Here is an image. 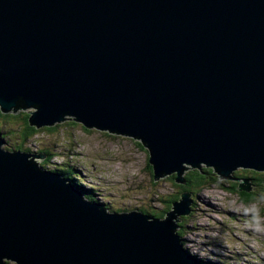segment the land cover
<instances>
[{
  "label": "water",
  "instance_id": "obj_1",
  "mask_svg": "<svg viewBox=\"0 0 264 264\" xmlns=\"http://www.w3.org/2000/svg\"><path fill=\"white\" fill-rule=\"evenodd\" d=\"M139 141L154 181L264 173V0H0V112ZM0 132V264H207L163 219L109 212ZM243 180L238 192H251Z\"/></svg>",
  "mask_w": 264,
  "mask_h": 264
},
{
  "label": "rangeland",
  "instance_id": "obj_2",
  "mask_svg": "<svg viewBox=\"0 0 264 264\" xmlns=\"http://www.w3.org/2000/svg\"><path fill=\"white\" fill-rule=\"evenodd\" d=\"M33 111L29 108L18 114ZM22 126L21 118L5 122L0 117L7 150L22 146L28 149L24 152L46 156L34 160L48 171L76 173L83 187L93 190L90 197L99 200L109 212L146 210L159 214L183 186L172 181V176L154 181L147 166V150L132 138L86 129L67 119L55 131L43 129L24 143L20 139ZM246 176L262 179L264 173L238 169L231 179L223 180L212 170L208 179L216 182H207L208 186L192 193L194 211L179 223L178 234L184 247L207 264H264V184L256 187L261 194L257 201L246 205L237 190L245 178L249 180Z\"/></svg>",
  "mask_w": 264,
  "mask_h": 264
},
{
  "label": "trees",
  "instance_id": "obj_3",
  "mask_svg": "<svg viewBox=\"0 0 264 264\" xmlns=\"http://www.w3.org/2000/svg\"><path fill=\"white\" fill-rule=\"evenodd\" d=\"M23 111V110H21ZM0 117L6 121L8 120H11V119H15V120H18L19 118H21L23 120V126L21 128V131H20V139L22 140V142H28L30 141L31 139H33L39 132H41V130L43 129H40V130H37L36 128H33L30 126L29 124V117H30V114H24V115H4L3 113L0 112ZM56 128H58V126L56 127H52V128H44L45 130L49 131V132H53L56 130ZM0 130H2L0 128ZM5 131L7 132L8 130L5 129ZM5 132V133H6ZM5 137H8L5 136ZM142 149L143 146L142 145H139ZM10 148V147H9ZM13 150H24V151H28V149H22V146H13L11 147ZM147 156H148V153H147ZM149 161V156H148V159ZM148 169L150 170V172L153 174V169L152 167L149 165L148 163ZM56 172L58 173H61L65 178L69 179V181H71L73 184L77 185L79 187V189L81 191H86L87 194L85 195L87 199H89L90 201H95V202H100L99 200H96L91 196V193H93V190H86L84 187H83V182L81 180H79V178L77 177V174L76 173H70L69 171H66V170H61V169H56L55 170ZM211 171L212 170H208V169H202L201 171H195V170H190V172L186 173L185 174V179H186V183L183 185V186H180V191L178 192V194L174 197H172L169 201H168V207L166 210H164L163 212H160L159 214H156V213H151L149 211H146V210H141L142 213L144 214H147L151 217H154V218H164L165 214L167 212L170 211V209L172 208V204L179 200L180 196L182 193L184 192H189V193H193L195 192V190H202L204 187L208 186V183L207 182H216L213 178H209L208 179V176L211 174ZM256 172V171H255ZM260 173V172H258ZM154 176V174H153ZM250 181H252V185L254 183H257V185L255 187H253L252 191L247 193V192H239L240 194V198H241V201L246 204V205H250L252 203H255L258 199V196H260L261 194H259V191L256 189V187L262 185V183L264 184V181L263 178H257L256 176H254L253 178L252 177H249V176H246ZM175 178L176 176H172L171 177V180L172 181H175ZM246 179V178H245ZM223 181V180H222ZM220 181L219 183L223 184V182ZM194 201V200H193ZM140 212V211H139ZM183 221L185 220V218L182 219ZM178 233H181L178 232Z\"/></svg>",
  "mask_w": 264,
  "mask_h": 264
},
{
  "label": "flooded vegetation",
  "instance_id": "obj_4",
  "mask_svg": "<svg viewBox=\"0 0 264 264\" xmlns=\"http://www.w3.org/2000/svg\"><path fill=\"white\" fill-rule=\"evenodd\" d=\"M193 211H194V208H193Z\"/></svg>",
  "mask_w": 264,
  "mask_h": 264
},
{
  "label": "bare ground",
  "instance_id": "obj_5",
  "mask_svg": "<svg viewBox=\"0 0 264 264\" xmlns=\"http://www.w3.org/2000/svg\"><path fill=\"white\" fill-rule=\"evenodd\" d=\"M193 170V169H192ZM183 221V220H182Z\"/></svg>",
  "mask_w": 264,
  "mask_h": 264
}]
</instances>
